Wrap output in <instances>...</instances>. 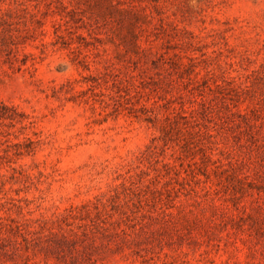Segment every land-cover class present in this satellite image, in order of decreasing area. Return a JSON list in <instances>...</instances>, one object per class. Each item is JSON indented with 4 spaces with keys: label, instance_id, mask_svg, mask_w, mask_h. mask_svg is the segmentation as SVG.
<instances>
[{
    "label": "rangeland",
    "instance_id": "obj_1",
    "mask_svg": "<svg viewBox=\"0 0 264 264\" xmlns=\"http://www.w3.org/2000/svg\"><path fill=\"white\" fill-rule=\"evenodd\" d=\"M0 264H264V0H0Z\"/></svg>",
    "mask_w": 264,
    "mask_h": 264
}]
</instances>
